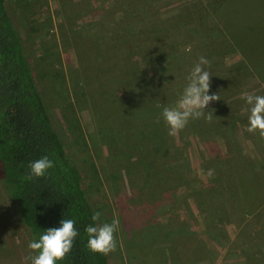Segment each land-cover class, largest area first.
<instances>
[{"label": "rangeland", "instance_id": "374dc122", "mask_svg": "<svg viewBox=\"0 0 264 264\" xmlns=\"http://www.w3.org/2000/svg\"><path fill=\"white\" fill-rule=\"evenodd\" d=\"M114 1L117 0H5L22 34L55 128L81 172L94 213H101L98 223L119 221L114 234L117 248L108 255L109 263L125 264L130 241L146 242L149 240L146 232L155 235L151 242L162 245L161 241L167 239L165 232L161 238L163 230L190 227L204 231L212 246L220 249V254L212 249V264H264V207L261 216L244 217L236 205L237 198L231 199L227 189L228 176L237 161L246 166L250 159L263 154L256 145V133L246 131L249 112L244 110L248 106L243 94L247 90L210 102L206 109L212 119L206 121L207 130L201 122L204 118L190 119L183 129V138L171 140L166 147L173 151L168 156L161 155L153 147L154 140L143 137L148 134L145 127L157 126L158 132L162 129L168 134L163 108L175 106L179 100L183 93L180 84L188 82L187 77L200 58L195 50L199 51L202 43L189 41L195 36L193 24L182 29L178 40L183 48L172 58H161L164 50L152 44L156 40L149 34V28L145 37L135 40V48L119 44V38L104 43L100 35L104 30L108 32L109 24L117 23L122 13L113 5ZM200 1L211 12L218 8L230 11L235 5L248 11L245 4L257 3L256 0H150L148 5L167 15ZM164 35H159L162 43ZM171 41L167 39L162 46L168 48ZM186 51L193 52V60L186 57ZM229 55L228 65L241 60L240 54ZM132 62L139 65L135 73L138 79L147 83L154 80L160 93L172 94L174 100H160L151 92L143 94V98L131 93L134 77L127 72ZM212 68L217 69L213 65ZM219 81L213 80L212 84ZM230 83H221L217 89ZM240 84L236 88L245 85ZM217 89H211L209 95ZM250 94L264 95V90L254 89ZM172 165L179 166L170 173ZM261 167V173H256L263 181L260 192L264 205V167ZM223 203L230 204L228 217L226 212L216 216L224 210ZM224 216L228 221L222 220ZM181 217H187V222ZM242 225H246V232L242 233L245 237L238 250L236 237ZM32 241L0 184V264H31L28 257L35 253L28 245Z\"/></svg>", "mask_w": 264, "mask_h": 264}, {"label": "trees", "instance_id": "16d2710c", "mask_svg": "<svg viewBox=\"0 0 264 264\" xmlns=\"http://www.w3.org/2000/svg\"><path fill=\"white\" fill-rule=\"evenodd\" d=\"M149 1H114L113 5L119 7L122 13L117 23L114 21L109 24L108 32L103 31L100 35L101 41L107 43L111 39L114 40L113 38H119V44H128L135 48V40L140 36L145 37L149 28L151 29L149 34L156 40L152 44L164 50L162 54L164 56L161 58H172L180 54L183 48L181 41L178 40L182 29L187 24H193L196 37L193 36V40L189 41L198 40L202 43L201 49L199 48V51L196 49L195 52L199 57H205L211 64L202 65L212 76L210 91L220 87L221 83H230L244 77L252 71L251 69L264 79V43L250 39L256 36L257 32L252 23L253 6L245 4L248 11L245 9L242 11L235 5L237 8L234 6L233 10L225 11L218 8L213 13L200 1L193 6L184 5L177 12L164 15L161 14L160 8L149 6L151 5H148ZM160 34H165L164 43L159 39ZM167 39L172 40L168 48L162 46L166 44ZM189 52L186 51L184 54L193 60V52ZM227 54H242L244 60L228 65ZM218 55L221 60L217 58ZM198 60L199 58L195 63ZM135 64L133 62L128 64L127 73L134 77L131 93L143 98V94L149 95L151 92L160 100L161 98H169V102L174 100L170 97L172 94L164 96V93H160L154 80L150 79L147 83L138 79L135 73H138L136 70L139 65ZM212 65L217 69L214 70ZM181 70L183 71L182 68ZM240 71L239 74H232ZM226 74H231V77ZM213 80L220 81L212 84ZM187 83L180 84L183 90ZM147 86L149 90L141 89ZM201 120L205 129L208 128L207 119ZM145 128L149 135L145 133L143 137L148 136L154 140L153 147L164 157L173 151L166 148L169 147L170 141L183 138V130L176 137H170L162 129L158 132L155 129L157 126L147 124ZM256 145L263 154L255 157L256 159H250L246 166L237 161L235 170L227 179L229 197L237 198L236 205L240 207V214L244 217L261 216L264 207L260 192L263 181L256 173H261L260 167L264 165V139L260 138L258 132ZM45 155L54 161L55 166L42 178L24 180L23 177L30 171V163ZM172 166L169 169L170 173L179 165ZM253 168L254 171L251 170ZM0 184L14 204L21 223L28 229L33 241H39L44 231L59 228L65 218L75 221V228L79 234L74 240L71 252L57 264H109L108 255L93 254L86 247L88 237L85 228L88 225L95 226L96 222L91 219L94 210L84 189L81 172L67 154L55 128L27 57L22 34L9 14L5 0H0ZM221 206H225L224 210L217 212L216 216L224 215L226 212L225 215L228 217L231 211L230 204L223 203ZM226 216L222 220L228 221ZM242 226L236 237L237 249L245 237L242 233L246 232V225Z\"/></svg>", "mask_w": 264, "mask_h": 264}, {"label": "clouds", "instance_id": "9594fccd", "mask_svg": "<svg viewBox=\"0 0 264 264\" xmlns=\"http://www.w3.org/2000/svg\"><path fill=\"white\" fill-rule=\"evenodd\" d=\"M209 64L210 62L201 56L187 77V86L175 106L163 108L162 116L170 137H176L187 126L190 119L206 118L211 121V112H206L205 109L210 102L219 101L220 95H209L212 76L202 67V65ZM243 98L248 106L244 110L249 112V126L246 131L249 133L258 132L260 138L264 139V95L245 92ZM54 166V161L45 155L30 163V171L23 179L31 181L33 178H42ZM100 217L101 213L95 212L91 219L97 223L95 226L88 225L85 228L88 237L86 247L93 254L107 256L116 251L117 242L114 234L119 227V221L114 220L111 224H100L98 223ZM78 234L75 221L63 219L59 228L44 231L39 241L34 240L29 243V249L35 254H30L28 260L31 261V264H57V262L63 261L71 252Z\"/></svg>", "mask_w": 264, "mask_h": 264}, {"label": "crops", "instance_id": "0c3cea01", "mask_svg": "<svg viewBox=\"0 0 264 264\" xmlns=\"http://www.w3.org/2000/svg\"><path fill=\"white\" fill-rule=\"evenodd\" d=\"M256 1L257 3L253 5L251 13L254 15L252 23L257 32L256 36H252L250 39L258 40V43H264V0ZM240 56L243 59L242 54ZM251 70L252 72L245 75L243 80H237V82L234 81L230 85H225L215 90L212 94H219L220 99H226L232 95L239 94L241 91L247 90L251 93L254 89L263 88L264 90V79L260 78L253 69ZM237 83L245 85L240 84L242 86L240 88L237 86L236 88ZM181 218H183L181 219L183 222H187V217ZM164 232L167 234L164 238L167 239L161 241L162 245H155V242H151V237L155 236L153 233L146 232L145 234L149 236V240L140 244H136L132 239L128 246L129 256L125 264H212L210 257L212 255V249L217 253L220 252L217 246H212L211 238L204 231H196L190 229V227L187 229L179 227L173 230H163L161 232V238Z\"/></svg>", "mask_w": 264, "mask_h": 264}]
</instances>
